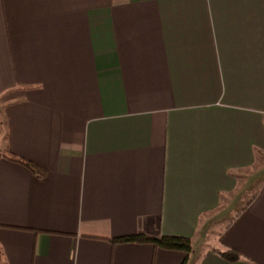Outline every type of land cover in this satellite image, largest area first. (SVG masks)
Listing matches in <instances>:
<instances>
[{
  "label": "crops",
  "instance_id": "crops-1",
  "mask_svg": "<svg viewBox=\"0 0 264 264\" xmlns=\"http://www.w3.org/2000/svg\"><path fill=\"white\" fill-rule=\"evenodd\" d=\"M257 163L264 0H0V264H264Z\"/></svg>",
  "mask_w": 264,
  "mask_h": 264
},
{
  "label": "trees",
  "instance_id": "trees-1",
  "mask_svg": "<svg viewBox=\"0 0 264 264\" xmlns=\"http://www.w3.org/2000/svg\"><path fill=\"white\" fill-rule=\"evenodd\" d=\"M12 161L20 162L27 166L32 172L36 173L38 176L43 175V171L36 166L34 163L24 160L22 158L16 157L14 155L8 156ZM114 244L118 243H138V244H152L157 248L169 250V251H180L184 252L189 256L193 252V245L189 238L179 237V236H148L145 234H134L123 237H118L111 239ZM223 256L229 260H236L238 258L237 253L234 251H227L223 253ZM185 260L182 264H186Z\"/></svg>",
  "mask_w": 264,
  "mask_h": 264
},
{
  "label": "rangeland",
  "instance_id": "rangeland-1",
  "mask_svg": "<svg viewBox=\"0 0 264 264\" xmlns=\"http://www.w3.org/2000/svg\"><path fill=\"white\" fill-rule=\"evenodd\" d=\"M264 171V163H257L256 165H255V169L253 170V172H254V175L256 176L258 173H261V172H263ZM256 179H255V184H256ZM255 187H256V185H255ZM247 198H249V197H244V201L245 200H247ZM227 217V216H226ZM227 218H225V219H223V220H226Z\"/></svg>",
  "mask_w": 264,
  "mask_h": 264
}]
</instances>
